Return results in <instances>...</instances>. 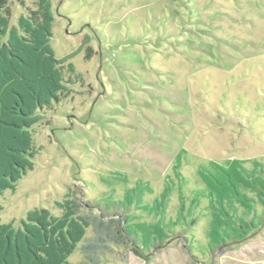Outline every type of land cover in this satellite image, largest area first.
<instances>
[{
    "label": "rangeland",
    "instance_id": "1",
    "mask_svg": "<svg viewBox=\"0 0 264 264\" xmlns=\"http://www.w3.org/2000/svg\"><path fill=\"white\" fill-rule=\"evenodd\" d=\"M7 2L13 26L36 7V0ZM51 2L57 57L75 64L85 86L71 87L69 98L39 112L34 170L15 193L0 197V223L21 227L29 211L42 208L60 216L56 203L71 192L103 205L123 198L138 180L151 184V206L167 176L173 178L181 150L188 201L203 189L201 166L264 163V0ZM86 45L95 53L89 61ZM114 173L126 175L127 183L115 181ZM178 206L175 193L168 217H176ZM81 213L98 214L86 206ZM196 217L188 241L150 253L115 248L101 264H264V227L212 254L205 200ZM94 236L89 229L86 237ZM83 259L79 247L70 262Z\"/></svg>",
    "mask_w": 264,
    "mask_h": 264
},
{
    "label": "trees",
    "instance_id": "2",
    "mask_svg": "<svg viewBox=\"0 0 264 264\" xmlns=\"http://www.w3.org/2000/svg\"><path fill=\"white\" fill-rule=\"evenodd\" d=\"M11 18L7 0H0V197L7 191L15 193L19 182L34 170L40 149L33 127L44 120L39 112L69 98L71 87L85 86L75 64L59 60L53 47L51 0H36V7L26 8L17 25ZM84 57L88 61L95 57L90 45L85 46ZM185 154L181 150L176 156L173 178L167 176L164 190L151 206L146 197L154 190L148 181L138 180L123 198L109 197L103 205L71 192L56 203L60 216L42 208L29 211L21 227L0 223V264H72L70 258L79 247L84 258L80 264H101L115 248L150 253L180 238L188 241L187 231L197 224L202 200L212 214L208 239L212 254L264 227V163L254 161L248 168L234 159L203 165L199 168L203 189L188 201L181 171ZM113 179L128 180L120 173H114ZM175 193L179 206L172 218L168 208ZM83 206L98 214L82 215ZM145 218L156 223L148 225ZM91 228L95 236L87 238Z\"/></svg>",
    "mask_w": 264,
    "mask_h": 264
}]
</instances>
